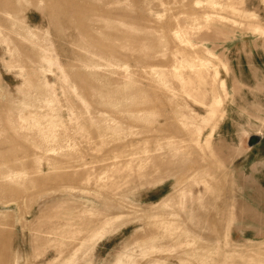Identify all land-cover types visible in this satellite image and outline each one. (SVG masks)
Masks as SVG:
<instances>
[{"label": "rangeland", "instance_id": "obj_1", "mask_svg": "<svg viewBox=\"0 0 264 264\" xmlns=\"http://www.w3.org/2000/svg\"><path fill=\"white\" fill-rule=\"evenodd\" d=\"M0 264H264V0H0Z\"/></svg>", "mask_w": 264, "mask_h": 264}, {"label": "water", "instance_id": "obj_2", "mask_svg": "<svg viewBox=\"0 0 264 264\" xmlns=\"http://www.w3.org/2000/svg\"><path fill=\"white\" fill-rule=\"evenodd\" d=\"M255 138H256V140H257V139H258V136L256 135Z\"/></svg>", "mask_w": 264, "mask_h": 264}]
</instances>
